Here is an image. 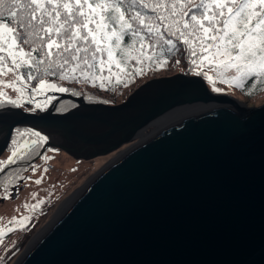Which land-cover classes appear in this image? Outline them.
Masks as SVG:
<instances>
[{
    "label": "water",
    "instance_id": "obj_1",
    "mask_svg": "<svg viewBox=\"0 0 264 264\" xmlns=\"http://www.w3.org/2000/svg\"><path fill=\"white\" fill-rule=\"evenodd\" d=\"M54 95L75 107L10 125L40 130L75 161L125 148L13 264H264V102L247 108L184 74L150 79L116 105Z\"/></svg>",
    "mask_w": 264,
    "mask_h": 264
},
{
    "label": "snow or ice",
    "instance_id": "obj_2",
    "mask_svg": "<svg viewBox=\"0 0 264 264\" xmlns=\"http://www.w3.org/2000/svg\"><path fill=\"white\" fill-rule=\"evenodd\" d=\"M181 52L187 74L201 77L213 93L223 92L218 85L247 96L264 91V0H0V132L6 125L12 129L0 173L35 157L45 165L51 160L42 154L54 151L46 148L47 135L10 122L22 120L23 113L48 111L55 93L80 95L64 83L115 92L167 68ZM53 110L64 109L53 105ZM29 168L35 174L38 165L0 178L4 199ZM43 203L24 207L35 212ZM30 220L13 217L8 221L13 227L0 228V242Z\"/></svg>",
    "mask_w": 264,
    "mask_h": 264
},
{
    "label": "rangeland",
    "instance_id": "obj_3",
    "mask_svg": "<svg viewBox=\"0 0 264 264\" xmlns=\"http://www.w3.org/2000/svg\"><path fill=\"white\" fill-rule=\"evenodd\" d=\"M188 76L191 75L188 74ZM7 79H11V77H8ZM34 84L35 82H33V86ZM9 95L13 98L16 96V94L10 90ZM218 95L231 97V94ZM233 99L242 104H246L247 108H253L258 107L264 102V94H262L254 102L241 100L237 97ZM46 155L51 157L48 164L45 165L43 160L36 162L38 163V169L35 174H27L24 182L10 192L8 199L0 197V228H3L5 225L13 227V225L8 224V221H10L13 217L16 219H20L23 216L31 217V220L27 222L24 230H21L19 226H16L15 231L6 234L10 235L9 239H11L13 244V250L4 264H13L17 257L27 247L29 242L42 229V227L55 217L67 198L80 189L97 171H99L115 157L109 158L106 156L96 158L90 163H83L75 161L72 158L67 157L65 154L57 151H53L51 153L48 152ZM44 167L49 169L47 173H43ZM41 175L44 176L42 183L40 185L34 184L33 181L40 178ZM29 177L30 179H28ZM32 193H36V199L32 198ZM39 200H43L44 203L37 211L32 212L25 209V204L32 205L37 203ZM43 215H45V217L38 222L37 220L39 216L41 218ZM34 224L35 226L33 227ZM4 243L6 242L2 241L0 242V245L2 246Z\"/></svg>",
    "mask_w": 264,
    "mask_h": 264
},
{
    "label": "trees",
    "instance_id": "obj_4",
    "mask_svg": "<svg viewBox=\"0 0 264 264\" xmlns=\"http://www.w3.org/2000/svg\"><path fill=\"white\" fill-rule=\"evenodd\" d=\"M176 59H180V61H181V63L178 66L175 65ZM186 69H187V64H186V61L184 59V54H183V52H181L176 57H173L170 60L167 68H165L161 71H157V72H151L150 71L147 75H145L143 77H137L135 82L131 83L127 88L121 87L115 92L103 91V90H100L99 88H92L90 85H80V84H76V83H64L63 86L68 87L73 91L79 92L80 93L79 96H73L70 93L66 94V95H69L71 97H80V98H82L84 103H99L98 101H108L107 103H99V104L116 105V104L120 103L121 101H123L135 88H137L139 85H141L145 81L150 80V79H154V78L172 75L175 73H182L184 75H188ZM250 83L251 82H249V86H250ZM205 84L208 87V89L211 91V87L206 82H205ZM218 87H221L223 89V92L222 93H214V94H217V95L218 94H231L230 96L233 98L237 97L241 100H245L248 102H254V101H256L257 98H259L262 94H264V91H257L254 95L247 96L238 89L228 88L225 85H218ZM87 96H92L93 100L89 101L86 98ZM74 106H75L74 103H72L68 100H64V109H65L64 111H68V109H70L71 107H74ZM123 148H125V147H122L121 149H123ZM121 149L110 154L108 157L113 158L114 156L117 155V153ZM79 162H83V161H79ZM90 162L91 161L83 162V163H90ZM30 164L38 165V163H34L31 160L27 161V162H18L17 163V169L18 168L22 169V168L28 167ZM15 170H16V167L11 166L8 168L9 174L15 172ZM8 171L7 172L5 171L6 172L5 174H0V178H3L5 175H7ZM30 173H33V172L29 168V171H27V172L21 171L20 175L26 177L27 174H30ZM23 182H24V180H18L14 185H11L8 189L9 193L12 190H14L15 187L22 184ZM3 196H4L3 189L0 188V197H3ZM44 217H45V215H43L41 218L39 216L37 221L38 222L41 221ZM32 219H34V218H32ZM34 226H35V224L33 225V227ZM9 237H10V235H5L3 242H6V243H4L2 246L0 245V257L4 258L3 264L6 262V260L8 259V257L11 254V251L13 250V244L11 242V239H9Z\"/></svg>",
    "mask_w": 264,
    "mask_h": 264
},
{
    "label": "flooded vegetation",
    "instance_id": "obj_5",
    "mask_svg": "<svg viewBox=\"0 0 264 264\" xmlns=\"http://www.w3.org/2000/svg\"><path fill=\"white\" fill-rule=\"evenodd\" d=\"M55 94H60V93H55ZM42 99V97H38L37 98V100L39 101V100H41ZM71 102V101H70ZM53 105L55 106V108L56 109H59V108H63L64 109V100H58V98L53 102ZM53 105H50L49 106V109H48V111H46V112H51V113H53V114H63L64 112H66V111H55V110H53ZM75 105V104H74ZM28 105H26V107H27ZM75 107V106H74ZM73 107H71L70 109H72ZM70 109H68V110H70ZM39 113H45V112H39V111H37L36 113H34V114H39ZM10 143V141L8 140V144ZM8 144H7V146H8ZM6 146V147H7ZM47 148V147H46ZM54 151H57V152H60V151H58V150H56V149H54ZM48 152L47 151H45V150H42V154H44V155H46ZM62 153V152H61ZM9 155V153L6 151V148H5V150H4V152L0 155V158H3V159H6L7 158V156ZM41 159H40V157H35V158H33L31 161L32 162H34V163H36V162H39ZM12 167H16V169H17V165H13ZM6 172L8 171V168L5 170ZM5 172V173H6ZM5 173H0V174H5ZM7 174H9V171H8V173Z\"/></svg>",
    "mask_w": 264,
    "mask_h": 264
},
{
    "label": "bare ground",
    "instance_id": "obj_6",
    "mask_svg": "<svg viewBox=\"0 0 264 264\" xmlns=\"http://www.w3.org/2000/svg\"><path fill=\"white\" fill-rule=\"evenodd\" d=\"M76 195H77V194H76ZM76 195H75V196H76ZM65 204H66V203H65ZM63 207H64V206H63Z\"/></svg>",
    "mask_w": 264,
    "mask_h": 264
}]
</instances>
